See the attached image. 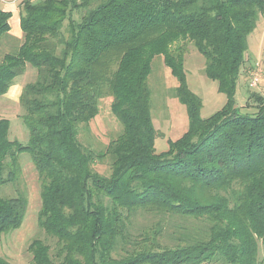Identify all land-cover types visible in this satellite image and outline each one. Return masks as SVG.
<instances>
[{"label":"trees","instance_id":"1","mask_svg":"<svg viewBox=\"0 0 264 264\" xmlns=\"http://www.w3.org/2000/svg\"><path fill=\"white\" fill-rule=\"evenodd\" d=\"M18 14L21 41L0 59V96L27 66L36 80L19 95L27 142L9 140L0 118V189L16 182L19 155L29 154L40 179L38 227L55 240L53 253L33 240L30 264H259L260 245L264 263V97L248 96L253 113L235 107L264 0H20ZM11 16L0 8V46ZM189 46L226 99L205 119L187 85ZM158 57L188 121L162 153L148 87ZM106 95L121 133L96 153L78 135ZM104 157L107 177L94 171ZM26 205L22 194L0 196V239L21 226ZM141 213L178 221L180 242L160 247L159 225L134 233ZM0 264L10 263L0 255Z\"/></svg>","mask_w":264,"mask_h":264},{"label":"rangeland","instance_id":"2","mask_svg":"<svg viewBox=\"0 0 264 264\" xmlns=\"http://www.w3.org/2000/svg\"><path fill=\"white\" fill-rule=\"evenodd\" d=\"M20 0H0V8L10 11L13 18L18 17V4ZM12 18V20H13ZM18 19V18H17ZM12 28H14L12 26ZM20 40L9 36L0 46V59L2 55L11 50ZM177 45V44H176ZM175 45V46H176ZM204 60L193 46H189V53L185 57L184 70L188 88L202 101L200 117L208 118L225 104V96L218 92L217 84L204 75ZM254 74L260 77L259 82L250 88L249 78ZM36 71L27 66L26 71L17 77V81L23 84L34 82ZM177 83L170 71L163 64L162 58H154L151 63V73L148 77V87L151 93L150 112L152 125L160 133L154 142L157 153L166 152L168 142L178 139L187 129L188 121L185 107L173 96ZM257 93L264 97V14L258 17L256 27L247 37V52L244 63L240 69L235 93V107L241 113H253V102L248 96ZM111 98L104 96L97 102L98 112L87 128H80L78 140L81 145L90 148L96 153H104L110 141L121 133V126L111 114ZM22 113L19 105V97L14 100L0 96V118L9 122L8 139L25 144L28 139L27 131L20 120ZM19 174L16 182L1 187L0 196L5 198L24 195L27 205L21 226L0 239V255L10 264H30L31 254L28 246L33 240H40L48 244L51 253L54 252L55 240L46 236L38 227L37 217L40 210V179L27 153L19 155ZM94 171L101 176L110 174V161L107 157L97 162ZM163 221V220H162ZM145 214L136 215L133 219V232L141 233L144 230H152L161 227L162 237L159 240L160 247H170L179 243L180 235L173 226L179 224L176 220H164L163 222ZM172 223V225L170 224ZM159 225V226H156ZM182 233V232H181ZM116 254H121L116 252ZM117 257V256H115ZM257 261H262V248L258 246Z\"/></svg>","mask_w":264,"mask_h":264},{"label":"crops","instance_id":"3","mask_svg":"<svg viewBox=\"0 0 264 264\" xmlns=\"http://www.w3.org/2000/svg\"><path fill=\"white\" fill-rule=\"evenodd\" d=\"M8 12H10V11H8ZM12 18H13V16H11V19H10V36H12L13 38H15L17 40H20L22 34H21V31L19 28V15H18V17L13 18V20H12ZM12 26L14 28H12ZM25 71H26V69H25ZM22 88H23V84L20 83L19 81H17V78H15L10 89L7 91V93L5 95H3L1 97L6 96V97L14 100L16 98V96L19 97V95L22 91Z\"/></svg>","mask_w":264,"mask_h":264},{"label":"built area","instance_id":"4","mask_svg":"<svg viewBox=\"0 0 264 264\" xmlns=\"http://www.w3.org/2000/svg\"><path fill=\"white\" fill-rule=\"evenodd\" d=\"M260 77L258 74H254L250 79H249V87L253 88L257 85V83L259 82Z\"/></svg>","mask_w":264,"mask_h":264}]
</instances>
